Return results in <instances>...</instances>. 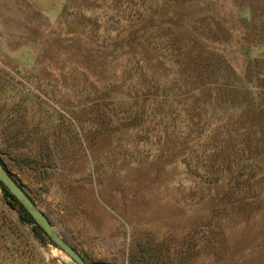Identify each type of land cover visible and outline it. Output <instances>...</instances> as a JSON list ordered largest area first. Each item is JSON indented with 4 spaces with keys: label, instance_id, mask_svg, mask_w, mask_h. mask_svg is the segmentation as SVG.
<instances>
[{
    "label": "rangeland",
    "instance_id": "rangeland-1",
    "mask_svg": "<svg viewBox=\"0 0 264 264\" xmlns=\"http://www.w3.org/2000/svg\"><path fill=\"white\" fill-rule=\"evenodd\" d=\"M0 159L88 264H264V0H0ZM0 264H78L1 185Z\"/></svg>",
    "mask_w": 264,
    "mask_h": 264
},
{
    "label": "water",
    "instance_id": "water-1",
    "mask_svg": "<svg viewBox=\"0 0 264 264\" xmlns=\"http://www.w3.org/2000/svg\"><path fill=\"white\" fill-rule=\"evenodd\" d=\"M0 181L6 186L25 209L31 214L33 219L46 232L50 239L78 264H88L82 255L71 244L65 241L54 228L49 216L40 209L27 190L18 182L13 174L8 170L5 163L0 159Z\"/></svg>",
    "mask_w": 264,
    "mask_h": 264
},
{
    "label": "trees",
    "instance_id": "trees-1",
    "mask_svg": "<svg viewBox=\"0 0 264 264\" xmlns=\"http://www.w3.org/2000/svg\"><path fill=\"white\" fill-rule=\"evenodd\" d=\"M0 185H1L2 189H3V191H4L5 197L10 201V203L13 204L14 207H16L19 210L20 215L22 216L23 220H25L26 222H29L32 225H34L37 233H39L41 235H46L50 239V237L46 234V232L33 219L31 214L25 209V207L22 205V203L19 202V200L13 194H11L9 192V190L6 188V186L1 181H0Z\"/></svg>",
    "mask_w": 264,
    "mask_h": 264
}]
</instances>
